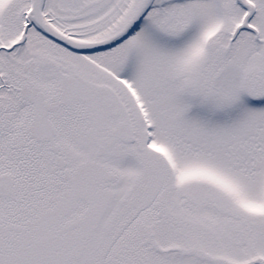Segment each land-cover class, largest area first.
<instances>
[{
    "label": "snow or ice",
    "instance_id": "6c2138e0",
    "mask_svg": "<svg viewBox=\"0 0 264 264\" xmlns=\"http://www.w3.org/2000/svg\"><path fill=\"white\" fill-rule=\"evenodd\" d=\"M0 264H264V0H0Z\"/></svg>",
    "mask_w": 264,
    "mask_h": 264
}]
</instances>
